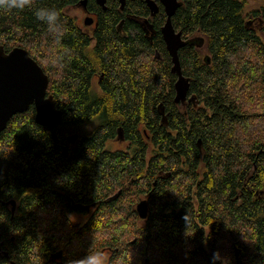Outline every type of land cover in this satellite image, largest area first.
<instances>
[{
	"label": "trees",
	"instance_id": "16d2710c",
	"mask_svg": "<svg viewBox=\"0 0 264 264\" xmlns=\"http://www.w3.org/2000/svg\"><path fill=\"white\" fill-rule=\"evenodd\" d=\"M145 1L0 10V48L28 52L62 113L40 126L30 106L0 134V264H72L96 252L104 264H237L235 249L238 264H264V41L249 25L264 23V0L250 11L244 0H178L184 103L174 102L165 13L154 0L150 16ZM82 2L95 17L88 32L67 13ZM38 8L57 11V30Z\"/></svg>",
	"mask_w": 264,
	"mask_h": 264
},
{
	"label": "water",
	"instance_id": "95a60500",
	"mask_svg": "<svg viewBox=\"0 0 264 264\" xmlns=\"http://www.w3.org/2000/svg\"><path fill=\"white\" fill-rule=\"evenodd\" d=\"M94 1L103 9L105 8L106 0ZM157 1L162 6L166 16V21L160 29L161 36L171 58V72L177 76L174 84V102L184 103L187 98L189 82L181 74L178 50L184 47L187 42L182 39V33L176 32L171 24V18L180 6V3L178 0ZM119 2L122 8L125 0H119ZM145 2L148 6L150 16L156 15L159 11L157 2L154 0H146ZM82 4H85V2H82ZM84 23L85 25L91 24L92 20L86 18ZM47 87L48 76L29 56L26 50L16 47L8 53H5L0 48V134L5 130L7 123L14 115L26 112L30 106L34 108V122L37 125H56L60 121L62 113L56 109L53 98L47 95ZM76 139L77 134H73L67 137V142L73 144ZM120 193L121 190L109 200H115ZM11 204L13 212L14 203L11 202ZM79 207L84 210L88 209V207ZM135 212L139 219L145 220L148 216L147 201H139L135 206ZM2 255L7 258V253L2 252ZM234 256L238 264V252L236 249Z\"/></svg>",
	"mask_w": 264,
	"mask_h": 264
},
{
	"label": "clouds",
	"instance_id": "9594fccd",
	"mask_svg": "<svg viewBox=\"0 0 264 264\" xmlns=\"http://www.w3.org/2000/svg\"><path fill=\"white\" fill-rule=\"evenodd\" d=\"M30 0H0V10L11 11L13 9H24L29 5ZM37 20L44 22L50 29L57 30L58 13L55 9L38 8L34 12ZM72 264H103V259L99 252L87 253L84 257ZM214 264V261H213Z\"/></svg>",
	"mask_w": 264,
	"mask_h": 264
},
{
	"label": "rangeland",
	"instance_id": "374dc122",
	"mask_svg": "<svg viewBox=\"0 0 264 264\" xmlns=\"http://www.w3.org/2000/svg\"><path fill=\"white\" fill-rule=\"evenodd\" d=\"M244 1L247 3V8L249 9V11L252 10V8L258 7V0H244ZM67 13L72 17H76L78 23L81 25L84 17L81 10H79V8L69 9L67 10ZM249 25L264 41V23H261L258 20H254V21H249ZM73 134L74 132H70L68 135L70 136ZM108 147L112 149H121L123 148V144L119 141H113L112 143H110ZM87 216L88 215L86 214L84 215V214L73 213L69 215V220L72 222V224L81 225L85 222ZM101 257L103 259V264H104L107 255H101Z\"/></svg>",
	"mask_w": 264,
	"mask_h": 264
},
{
	"label": "flooded vegetation",
	"instance_id": "af4514ba",
	"mask_svg": "<svg viewBox=\"0 0 264 264\" xmlns=\"http://www.w3.org/2000/svg\"><path fill=\"white\" fill-rule=\"evenodd\" d=\"M75 8H79V10H81V12H82V14H83V21H82V23H81V25L78 23V20H77V18L75 17V20H76V22H77V24H78V26L81 28V29H83V30H85V31H90V29H91V27H95V25H96V22H95V17L92 15V14H90L86 9H85V4H80V6H77V7H75ZM86 18H88V19H91L92 20V23L91 24H87V25H85V23H84V21H85V19ZM6 53V52H5ZM8 53V52H7ZM82 207H88V206H82ZM80 208V210L83 212L82 214H86V215H88L87 216V219H88V217H89V215L94 211V205H91L90 207H88V209L87 210H84V209H81V207H79ZM2 249L0 248V254H2Z\"/></svg>",
	"mask_w": 264,
	"mask_h": 264
},
{
	"label": "bare ground",
	"instance_id": "6f19581e",
	"mask_svg": "<svg viewBox=\"0 0 264 264\" xmlns=\"http://www.w3.org/2000/svg\"><path fill=\"white\" fill-rule=\"evenodd\" d=\"M162 39H163V38H162ZM188 100L190 101V99H187V98H186L185 102L188 101Z\"/></svg>",
	"mask_w": 264,
	"mask_h": 264
}]
</instances>
